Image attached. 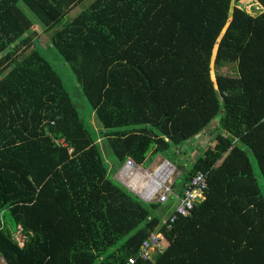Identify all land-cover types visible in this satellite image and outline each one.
<instances>
[{
  "label": "trees",
  "instance_id": "obj_1",
  "mask_svg": "<svg viewBox=\"0 0 264 264\" xmlns=\"http://www.w3.org/2000/svg\"><path fill=\"white\" fill-rule=\"evenodd\" d=\"M85 1L0 0V252L125 264L159 231L165 247L134 264H264V0H91L69 16ZM188 143L173 189L203 172L205 200L168 227L171 202L110 172Z\"/></svg>",
  "mask_w": 264,
  "mask_h": 264
},
{
  "label": "built area",
  "instance_id": "obj_2",
  "mask_svg": "<svg viewBox=\"0 0 264 264\" xmlns=\"http://www.w3.org/2000/svg\"><path fill=\"white\" fill-rule=\"evenodd\" d=\"M116 174L142 202H154L161 205L171 202L172 211L161 220L162 224L168 221V227L178 216L188 215L196 204L205 200V174L198 172L192 176L183 184L181 193H177L173 190L174 182L171 181L170 165L167 161L158 163L152 172H147L131 158H128ZM3 226L2 212L0 211V229ZM23 236L24 234L20 233L18 226L17 231L13 232V237L19 245L22 244ZM160 237L159 231H149L140 243L137 254L129 255L125 264H134L136 255L148 258L155 250L164 248ZM0 264H9L1 252Z\"/></svg>",
  "mask_w": 264,
  "mask_h": 264
},
{
  "label": "rangeland",
  "instance_id": "obj_3",
  "mask_svg": "<svg viewBox=\"0 0 264 264\" xmlns=\"http://www.w3.org/2000/svg\"><path fill=\"white\" fill-rule=\"evenodd\" d=\"M90 3H91V0H86L81 5H77V7L74 10H72L71 12H69V16H72L77 10L81 9V7L88 6ZM248 11H249V13L257 14V13H259L261 11V7L258 6V5H251L250 7H248ZM66 18H68V16H66ZM66 18H64V19H66ZM32 29H34V30H36L38 32V35L40 36V41L41 42H44L47 39V36L42 33V27L39 26V25H37V23L34 26H32ZM21 48H23L22 45H21L20 49ZM3 52L0 54V56L3 54ZM210 65H211V72H210V74H211V77L214 78V74H213L214 67L212 66V63H210ZM58 69L62 73H64V77H65L66 81L71 82V79H69V76H68V74H71V73H68L69 70H68V68L63 63H60L59 64ZM218 71L220 73L233 74L234 73V65H229L228 63L227 64L226 63H221L218 66ZM200 139L201 140L199 142L201 144H199V147L201 146V149L207 147V145H208L207 143H210V147L213 146V144L211 142H208V133H202V137H200ZM194 142H196V141H194ZM193 148L194 149H192V146H190L189 143H188V144L184 145V147H182L179 150V152L177 153V159L179 161L182 160L183 162H181V163H179V161H176V160L175 161H170L164 155L156 154L155 156L152 157V159L149 161V163H148L147 166H145V167H142L141 166V168L143 170L147 171V172H152L153 171V168L158 163H160V162L162 163V162L167 161L169 163V165H170L171 181L173 183V182H175L176 179H178L180 176H182V174L185 171L186 166L189 165V162L190 161H193L195 159V157L198 155V153H199L200 150L197 147H193ZM252 167H253L254 171H256V173L258 174V180L261 181V177L259 176V170L257 168L256 163L253 162ZM119 168L118 169L116 168V170H113L112 172H110L111 177L114 180L118 181L120 184H122L123 187L128 192H130V193L133 194L134 192L131 190V188L127 187V185L117 176L116 172L119 170ZM157 193H159V192H157ZM170 208L172 209V207H170ZM171 209L169 210V212H171ZM168 213H166V215H168ZM7 223H10V222L7 221Z\"/></svg>",
  "mask_w": 264,
  "mask_h": 264
},
{
  "label": "clouds",
  "instance_id": "obj_4",
  "mask_svg": "<svg viewBox=\"0 0 264 264\" xmlns=\"http://www.w3.org/2000/svg\"><path fill=\"white\" fill-rule=\"evenodd\" d=\"M134 194V193H133ZM135 195V194H134ZM138 199H139V197L137 196V195H135ZM140 200V199H139ZM141 201V200H140ZM142 202V201H141ZM147 203V202H146ZM149 203H154V202H149ZM158 204V203H157ZM159 205H161V204H159ZM167 205V204H166ZM171 207H172V205H171ZM171 211H172V209H171ZM169 214V213H168ZM2 217H3V215H2ZM165 217H167V215H165L164 217H162V218H165Z\"/></svg>",
  "mask_w": 264,
  "mask_h": 264
}]
</instances>
